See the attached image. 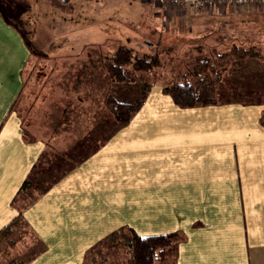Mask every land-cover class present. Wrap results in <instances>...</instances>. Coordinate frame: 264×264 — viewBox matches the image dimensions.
Here are the masks:
<instances>
[{
    "label": "crops",
    "instance_id": "1",
    "mask_svg": "<svg viewBox=\"0 0 264 264\" xmlns=\"http://www.w3.org/2000/svg\"><path fill=\"white\" fill-rule=\"evenodd\" d=\"M82 1L92 6L94 0ZM74 2L51 0V6L68 13L81 6ZM157 7L165 15L171 6ZM174 10L180 15L170 11L166 20L181 29L214 18L264 42V5L195 19L184 15L190 10ZM91 24L101 34L96 40L104 39L108 33ZM40 26L44 40L55 36ZM29 53H21L23 66ZM21 70L0 126V230L20 212L23 220L13 242L0 238V264H130L119 234L125 226L141 234L181 232L178 252L166 264H264V103L183 108L154 88L133 128L119 129L25 204L33 187H21L47 144L26 140L17 113L9 114L24 86Z\"/></svg>",
    "mask_w": 264,
    "mask_h": 264
},
{
    "label": "rangeland",
    "instance_id": "2",
    "mask_svg": "<svg viewBox=\"0 0 264 264\" xmlns=\"http://www.w3.org/2000/svg\"><path fill=\"white\" fill-rule=\"evenodd\" d=\"M45 2L0 0V126L21 82L20 68L24 59L21 53L30 49L21 70L25 84L9 114L20 113L26 140H41L47 144L38 166L32 170L31 179L35 185L29 190L31 194L26 197L25 204L37 190L41 191L53 179L83 161L100 142L110 140L119 129L133 128L132 123L119 126L110 122L104 114L97 118L92 115L102 96L113 93L129 101L143 93L145 84H151L147 97L152 89L162 90L165 85L169 78L167 68H156L150 73L130 71L129 75H134L135 80L110 81L102 69V62L118 43L128 44L140 54L162 50L165 59L174 56L177 60L208 54L215 47L227 50L233 43L256 42L264 49V42L244 37L240 26L234 23L221 25L212 18L201 25L191 24L189 30L188 27L181 29L183 24L176 20L169 24H177L169 25L166 17L178 7H169L164 15V8L151 1L94 0L90 6L80 0L76 4L81 6L68 13L52 7L51 0ZM184 15L192 19L205 15L210 18L213 13ZM40 22L55 36L49 35L50 38L44 40L46 37L40 36ZM88 23L108 34L97 41L101 34L90 30ZM178 24L181 26L177 27ZM92 31L98 36L92 35ZM229 79L230 91L236 99L264 103V61L233 59ZM3 134L4 130L0 133L1 142ZM23 196L24 192L18 202Z\"/></svg>",
    "mask_w": 264,
    "mask_h": 264
},
{
    "label": "trees",
    "instance_id": "3",
    "mask_svg": "<svg viewBox=\"0 0 264 264\" xmlns=\"http://www.w3.org/2000/svg\"><path fill=\"white\" fill-rule=\"evenodd\" d=\"M169 47L172 48V46ZM161 52L162 50H158L140 54L134 47L118 43L112 54L103 60L102 69L110 81L125 82L136 78L134 75H129L130 71L150 73L156 68H167L169 78L164 82L165 85L163 84V92L170 95L178 106L186 108L239 101L230 91L232 89L229 79L231 62L233 59L244 58H257L264 61L263 46L256 42L249 45L233 43L227 50H219L215 47L208 54L186 56L183 60H177L174 56L165 59ZM150 89L151 84H145L143 93L129 101L121 100L113 93H107L98 100L97 108L92 115L97 118L104 114L108 121L119 126H127L134 114L144 105ZM16 113L20 118L22 131L25 132L22 117L18 111ZM259 121L264 126V109ZM103 143L100 142V144ZM38 162L33 169L38 166ZM31 173L32 171L23 182L21 189L27 190L34 187ZM22 220L23 214L20 212L0 230V238L13 242L11 237L14 235V229ZM119 234L120 241L125 244L129 252L127 257L129 256L130 264H166L175 257L179 242L183 239L179 231L141 234L130 226H125Z\"/></svg>",
    "mask_w": 264,
    "mask_h": 264
},
{
    "label": "built area",
    "instance_id": "4",
    "mask_svg": "<svg viewBox=\"0 0 264 264\" xmlns=\"http://www.w3.org/2000/svg\"><path fill=\"white\" fill-rule=\"evenodd\" d=\"M160 6L183 7L195 14L213 13L224 8L264 5V0H148Z\"/></svg>",
    "mask_w": 264,
    "mask_h": 264
}]
</instances>
